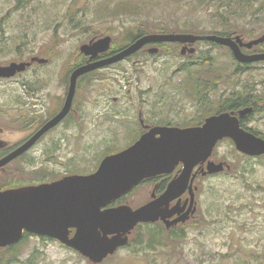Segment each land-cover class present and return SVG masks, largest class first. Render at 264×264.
Here are the masks:
<instances>
[{
    "label": "rangeland",
    "instance_id": "rangeland-1",
    "mask_svg": "<svg viewBox=\"0 0 264 264\" xmlns=\"http://www.w3.org/2000/svg\"><path fill=\"white\" fill-rule=\"evenodd\" d=\"M126 1L138 3L141 14L111 16L105 9ZM198 1L21 0L19 4L18 0H0V66L22 57L49 59L45 70L38 69L40 80L46 92L55 96L62 92L58 80L63 75L64 98L70 70L81 58V46L106 37L111 44L123 45L127 34L147 21L149 32L154 34H160L162 28L184 30L186 24H195L190 29L193 32L180 34L226 32L230 33L227 37L238 36L244 43L264 37V0H240L231 9L204 0L200 5ZM192 47L195 53L183 56L181 46H157L155 55L147 52L148 46L139 55L86 74L78 81L63 129L51 132L24 157L10 163L0 183L9 180L11 186L24 187L72 173L90 175L105 154L133 145L142 129L187 128L200 119L204 106L213 107L218 100L245 88L254 98L264 100V64H255L243 75H236L238 64L226 47L206 42ZM208 57L221 72L215 84L199 65ZM186 64L190 79L187 71H182ZM197 72L203 73L202 78ZM15 88L11 80L0 82V139L8 146H15L32 131L14 122L18 117L13 99L21 92ZM261 105V111L245 123L264 137ZM215 153L213 162L222 164L224 173H205L207 177L198 187L196 214L185 221L182 238L163 236L162 245L147 250L151 227H144L129 236L140 239V244L133 242L119 249L101 264H264V157L245 156L230 140L220 141ZM152 192L153 185L144 184L121 205L137 209L148 203ZM18 251L21 261L34 253L35 264L92 263L60 242L41 240L39 236L23 241Z\"/></svg>",
    "mask_w": 264,
    "mask_h": 264
},
{
    "label": "water",
    "instance_id": "water-1",
    "mask_svg": "<svg viewBox=\"0 0 264 264\" xmlns=\"http://www.w3.org/2000/svg\"><path fill=\"white\" fill-rule=\"evenodd\" d=\"M197 41L213 42L228 48L240 64L264 61V53L244 55L241 52V46L251 49L264 42V37L242 45L239 38L231 37L192 34L142 36L106 59L75 68L69 76L61 111L22 145L1 158L0 169L27 152L69 114L80 77L124 61L147 45H191ZM109 42L108 37L98 39L81 46L80 52L92 59L105 53ZM147 52L156 54L158 49L151 47ZM189 53H193V49ZM22 68V65L14 64L0 67V77H12ZM251 112V108H245L238 116L233 113L210 116L197 127H153L125 150L104 157L90 175L67 176L51 183L0 191V248L17 243L27 232L56 240L93 264H100L128 243L129 234L138 224L162 221L168 229L184 223L196 211L192 187L196 173L199 171L204 176L205 173L211 175L223 171L222 164L209 160L219 141L231 140L235 149L245 156H264V139L240 126L239 118ZM178 165L182 166L179 176L160 196L152 195L151 201L134 210L126 205L108 207L144 180L170 174ZM195 168L198 170L194 173ZM186 192L189 198L180 206L184 214L169 221L178 213L181 197ZM173 202L175 205L169 207Z\"/></svg>",
    "mask_w": 264,
    "mask_h": 264
},
{
    "label": "trees",
    "instance_id": "trees-1",
    "mask_svg": "<svg viewBox=\"0 0 264 264\" xmlns=\"http://www.w3.org/2000/svg\"><path fill=\"white\" fill-rule=\"evenodd\" d=\"M19 1V4L21 3V0H18ZM203 2H206V3H213V4H217L219 5L220 7H223V8H228V9H231L233 8L234 3H239L240 0H204ZM198 3L201 5V0L198 1ZM199 7V6H198ZM106 11L109 13V15L113 16V15H118V14H121V13H124V12H127V14H130V15H137L138 13L141 14V11H142V8L141 6L138 4V3H135L133 1H126V2H119L117 4H115L113 6V8H110L109 6L105 8ZM227 10V9H226ZM149 22H145L143 24H140L134 32H129L127 34V39H125L123 45L120 44H111L110 45V48H109V54H113V53H116L118 52L119 50L125 48L126 46L132 44L133 42H135L137 39L141 38L142 36H146V35H150V34H154V33H150L149 32V29L147 28L149 26ZM193 27H196L195 24H186V26H184V30H179L178 28H176L175 30H171V31H168V29H159V33L160 34H170V33H173V34H180V33H191L193 32L194 30H190L191 28ZM196 34V36H222V37H227V36H230V33H194V35ZM200 42H206V43H209L211 45H214V46H219L213 42H208V41H198L196 42L197 43H200ZM174 45L175 47L177 46H180L176 43L174 44H170V43H163V44H159L157 46L161 47L163 45ZM143 50H140L139 52H137L136 54L134 55H139L141 54ZM253 52H264V46L263 45H258V46H255L253 47ZM230 53V52H229ZM133 55V56H134ZM231 55V53H230ZM232 57V55H231ZM233 58V57H232ZM86 64V58L81 54V58L80 60L75 63L73 65V67L71 68L70 70V73L77 67L81 66V65H84ZM199 65H201V67L205 70V72H208L209 73V76L211 78V81L216 82V79H220V69H217L216 67H214V63L213 61L211 60V57H208L207 60L206 59H203V62L199 63ZM247 65H250V64H247ZM192 66V65H191ZM205 66V67H204ZM240 65L238 64V67ZM207 68V70L205 69ZM187 71V74H190V67L186 64L184 65V68H182V71ZM203 70V72H204ZM223 71V70H221ZM201 72V71H200ZM198 74H201L199 72H197ZM195 74L198 75V74ZM237 73V69L234 71V74ZM203 76V73L201 74V78ZM199 77V76H198ZM197 77V78H198ZM84 76H82L81 78H79L80 80L83 79ZM200 78V79H201ZM190 79V78H188ZM67 81V80H66ZM79 81V80H78ZM78 84V82H77ZM195 87L198 88L199 85H198V80H196V84H195ZM76 89H77V86H76ZM247 88H245L244 92H237V93H230L228 98H225L224 100H218V103L211 107L209 105L207 106H204L203 107V110H202V114L201 116L199 117L200 119L198 120H194V122L191 124H189V126L187 125V127H196V126H200L203 124V120L205 118H208L210 116H213V115H219L221 113H228V112H231L233 111V115L236 116L237 113L236 111L240 108H244V107H249V106H252L253 107V112L251 115L255 114V113H259L261 111V108L258 106V102H259V98H257V102L256 104L252 102V98H254L253 96H251V92L249 90L246 91ZM201 91L203 93L204 91V88L202 89L201 88ZM199 90L198 94L201 92ZM212 108V109H211ZM249 115V116H251ZM203 116V119L201 118ZM248 116V117H249ZM151 124H157V123H151ZM240 126L245 129L246 131L254 134L255 136H258L262 139H264V137L262 135H260L259 133L255 132L254 130L252 129H249L247 128L246 126V123L244 120L240 121ZM145 131H147L146 129H142V131L137 134V136L135 137V140H137V138L142 134L144 133ZM134 140V141H135ZM225 140H228V139H225ZM223 141V140H222ZM219 144V142L216 144L214 150L212 151V154L209 158L210 161H213V159L216 157V153H215V149L217 147V145ZM116 153V151H114ZM114 152H110V153H107L105 154L104 156L106 157V155L108 154H115ZM118 152V151H117ZM261 157H264V156H261ZM101 162V161H100ZM215 163V162H214ZM181 166L178 165L176 167V170H180ZM224 170H225V167H224ZM223 170V171H224ZM197 172V170L195 171ZM194 172V173H195ZM224 172H221L220 174H222ZM68 176H76L74 173L68 175ZM67 177V176H66ZM168 177V176H166ZM207 176H202L201 173L198 171L196 173V176L193 180V193H194V200L196 201L197 205L199 204V188H201V183L200 181H202L204 178L206 179ZM64 178V177H62ZM62 178H53V181H57V180H60ZM204 179V180H205ZM160 180L156 179V178H153V179H148V180H144L143 182H141L139 185H137L136 187H134L130 192H128L126 195L122 196L121 198H119L118 200L116 201H113L111 202L108 207H117L119 205L122 204V202L124 201V199H126L127 196L131 195L136 189H138L139 187H141L142 185L144 184H151V185H154V184H157L159 183ZM47 183V182H44L43 180H39V183L38 184H41V183ZM2 183V182H1ZM0 183V190H7V189H14V188H19V187H16V186H11V181H3V184ZM33 185H37V184H33ZM201 191V190H200ZM203 191V190H202ZM162 192V190L160 191H157L155 194L158 195ZM196 214V212H195ZM194 214V215H195ZM185 225V222L184 223H179L175 226H172L170 228H166L165 225L163 223H161L160 221L156 222V223H147V224H138L135 229L129 234V236H131V234H133L134 232V235L135 234H138L139 233V230L144 228V227H151V229H149V241L146 243L145 245V249L147 250H154L156 246H159V245H162V242H161V239L162 237L164 236L166 239H170V240H175V239H180L184 236V230H183V226ZM73 233V231H72ZM30 237H38L37 235H34V234H29L27 232H24L22 238L15 244H12V245H9L7 247H4V248H0V264H35V262L37 261L36 259V256L35 254H31L30 256H27L25 258L24 261H21L19 260L20 259V254H19V247L20 245L23 243V241L27 240L28 238ZM39 238H41V240H52V239H49V238H46V237H42V236H39ZM138 243L140 244L141 241L140 239H133V238H129L128 237V243L125 247H128L130 246L132 243ZM111 257V256H109ZM108 258V257H107ZM106 258V259H107ZM93 264V263H91ZM101 264V263H100Z\"/></svg>",
    "mask_w": 264,
    "mask_h": 264
},
{
    "label": "flooded vegetation",
    "instance_id": "flooded-vegetation-1",
    "mask_svg": "<svg viewBox=\"0 0 264 264\" xmlns=\"http://www.w3.org/2000/svg\"><path fill=\"white\" fill-rule=\"evenodd\" d=\"M235 38H239V37L236 36ZM241 44L245 45L246 43H244L241 40ZM110 45H111V42H109V48H110ZM259 45L264 46V42H262ZM188 46L189 45L181 46L180 54L185 56V55H188V52L190 50H192V49L194 50L193 47H191V46L188 47ZM151 47L152 46H150V48ZM109 48L105 53L98 54L96 57H94L92 59L83 55L86 58V64L89 62L100 61V60L106 59L109 56H111L108 53ZM144 48L142 50H144ZM148 49H147V51H148ZM252 50H253V48L246 49L244 46H241V52L244 55H253V54L264 53V52H253ZM182 51H184V52L182 53ZM17 60L18 61H13V62L8 63L5 66H0V67H9L12 64L22 65L23 66L22 70L16 71L14 73V75L12 77H9V78L0 77V82L11 80L13 82V84H15V87L17 86V88H15V89L21 91V92L18 91L19 96L18 97L14 96V99H13L14 104H15L14 112L16 111L17 117H18V120H14V122H17L19 124L21 123L25 127H30V128H32V131L30 133H28L27 135H25L24 137L20 138L18 141H16L14 144L15 146H8L7 144H5V142L3 140L0 139V159L5 157L6 155H8L10 152H12L16 148H18L20 145H22L32 135H34L39 129H41L48 121L53 119L61 111V109L63 107L64 99L66 96V94H65V96L63 98V75L58 80V85L60 87H62V92H61V94L55 95V96L54 95L51 96L46 92V90L44 88V84L40 80L41 72L39 73L38 69L43 68L45 70L51 63L49 59H43V58H39L36 56H29L27 59L22 57V58L17 59ZM259 63L264 64L263 62L253 63L250 65L238 63L240 66L237 68L236 75H243L245 71H249L253 65L259 64ZM104 69H105V67H104ZM186 75L188 76V78L191 77L190 74L186 73ZM85 76H87V75H85ZM45 93H47V94H45ZM52 100H53V106L50 107V103L52 102ZM252 102L256 104L257 98H252ZM260 103L261 104L263 103V105H264V100L261 101V98H259L258 106L260 108H262L261 107L262 105ZM245 108H251L253 111L252 106L240 108L236 111L237 116H238V113ZM229 113L231 114L234 112L231 111ZM69 114H70V112H69ZM69 114L64 119H62L55 127L50 129L49 131H47L26 153H24L21 156H19L18 158H16L13 162L20 160L22 157H24L28 152H30L32 149H34L39 144V142H41L51 132L56 131L58 129H63V123L66 121V118L69 116ZM248 116L249 115H247L243 118H239V119H240V121H242V120L245 121V120H248L247 119ZM153 127H161V126H152V127L147 128L146 130L148 131L149 129H151ZM166 127H171V126H166ZM2 133H3V129L0 127V135ZM180 170H181V168H180ZM180 170L177 171L175 168L173 170V172L170 174L155 177L156 179H158L160 181H159V183L153 185V192L150 195V200L152 199V195H154V197L160 196L167 189L169 183L171 181H173L176 177L179 176ZM3 171H4V168H1L0 169V176H1ZM166 176H168V177H166ZM160 190H162V192L160 194L156 195L155 193L157 191H160ZM186 199H187V195L186 196L183 195L181 197V202H180V205L178 207V213H175L170 218V220L176 218L177 215H183L184 214V212L181 211L180 206L183 205V203L186 201ZM175 203L176 202L171 203L169 205V207L174 206ZM186 209H187V206H186L184 211H186Z\"/></svg>",
    "mask_w": 264,
    "mask_h": 264
}]
</instances>
